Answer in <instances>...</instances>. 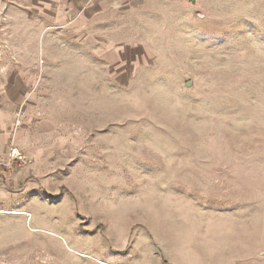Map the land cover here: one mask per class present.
Wrapping results in <instances>:
<instances>
[{
  "label": "rangeland",
  "instance_id": "374dc122",
  "mask_svg": "<svg viewBox=\"0 0 264 264\" xmlns=\"http://www.w3.org/2000/svg\"><path fill=\"white\" fill-rule=\"evenodd\" d=\"M90 6L0 13V264H264V0Z\"/></svg>",
  "mask_w": 264,
  "mask_h": 264
},
{
  "label": "crops",
  "instance_id": "0c3cea01",
  "mask_svg": "<svg viewBox=\"0 0 264 264\" xmlns=\"http://www.w3.org/2000/svg\"><path fill=\"white\" fill-rule=\"evenodd\" d=\"M5 3L1 4L0 13L2 24L7 30L6 34L9 37L12 36L9 30L10 26L25 25L27 28H34L32 42H37L42 35L54 37L57 29L60 28L89 26V13L92 9L90 4L99 5L101 0H6ZM47 41L49 40L47 39ZM3 57V53L0 51V59ZM0 86H3L2 83ZM8 102L9 99L0 97V151L2 150V140L7 142L8 137L9 120H6L5 113H3V108L7 106Z\"/></svg>",
  "mask_w": 264,
  "mask_h": 264
},
{
  "label": "built area",
  "instance_id": "2783aa9c",
  "mask_svg": "<svg viewBox=\"0 0 264 264\" xmlns=\"http://www.w3.org/2000/svg\"><path fill=\"white\" fill-rule=\"evenodd\" d=\"M24 161L25 156L21 149L17 145L11 144L8 148L6 158L0 161V186L9 172H11L12 168L21 166Z\"/></svg>",
  "mask_w": 264,
  "mask_h": 264
},
{
  "label": "water",
  "instance_id": "95a60500",
  "mask_svg": "<svg viewBox=\"0 0 264 264\" xmlns=\"http://www.w3.org/2000/svg\"><path fill=\"white\" fill-rule=\"evenodd\" d=\"M190 86V82L188 81L187 83H186V87H189Z\"/></svg>",
  "mask_w": 264,
  "mask_h": 264
}]
</instances>
